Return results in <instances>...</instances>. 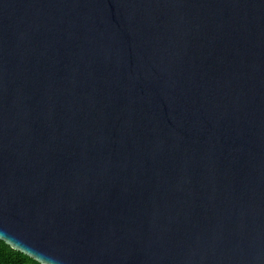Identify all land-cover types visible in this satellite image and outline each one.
Listing matches in <instances>:
<instances>
[{
    "label": "water",
    "instance_id": "95a60500",
    "mask_svg": "<svg viewBox=\"0 0 264 264\" xmlns=\"http://www.w3.org/2000/svg\"><path fill=\"white\" fill-rule=\"evenodd\" d=\"M0 229L57 264H264V0H0Z\"/></svg>",
    "mask_w": 264,
    "mask_h": 264
},
{
    "label": "clouds",
    "instance_id": "9594fccd",
    "mask_svg": "<svg viewBox=\"0 0 264 264\" xmlns=\"http://www.w3.org/2000/svg\"><path fill=\"white\" fill-rule=\"evenodd\" d=\"M0 249H8L18 255L25 264H57L48 253L34 248L21 237L7 229H0ZM0 264H6L0 257Z\"/></svg>",
    "mask_w": 264,
    "mask_h": 264
},
{
    "label": "trees",
    "instance_id": "16d2710c",
    "mask_svg": "<svg viewBox=\"0 0 264 264\" xmlns=\"http://www.w3.org/2000/svg\"><path fill=\"white\" fill-rule=\"evenodd\" d=\"M0 257L5 259L6 264H25L18 255L8 249H0Z\"/></svg>",
    "mask_w": 264,
    "mask_h": 264
}]
</instances>
